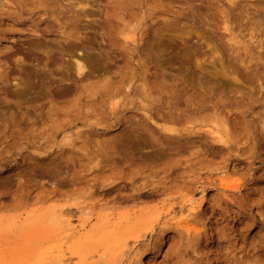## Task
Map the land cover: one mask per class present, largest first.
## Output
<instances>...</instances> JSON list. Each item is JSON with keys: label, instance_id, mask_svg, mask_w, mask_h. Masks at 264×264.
Masks as SVG:
<instances>
[{"label": "rangeland", "instance_id": "rangeland-1", "mask_svg": "<svg viewBox=\"0 0 264 264\" xmlns=\"http://www.w3.org/2000/svg\"><path fill=\"white\" fill-rule=\"evenodd\" d=\"M141 263L264 264V0H0V264Z\"/></svg>", "mask_w": 264, "mask_h": 264}, {"label": "bare ground", "instance_id": "bare-ground-1", "mask_svg": "<svg viewBox=\"0 0 264 264\" xmlns=\"http://www.w3.org/2000/svg\"><path fill=\"white\" fill-rule=\"evenodd\" d=\"M77 68H78V70H81L82 68H83V66H82V63H81V61L79 60V59H77ZM216 133H217V131H216ZM156 253V252H155ZM155 253H153L154 255H155ZM181 262V261H180ZM142 264V263H141ZM145 264V263H144Z\"/></svg>", "mask_w": 264, "mask_h": 264}]
</instances>
